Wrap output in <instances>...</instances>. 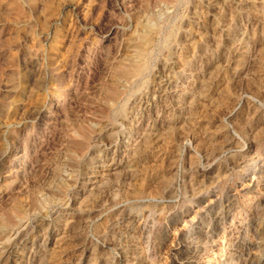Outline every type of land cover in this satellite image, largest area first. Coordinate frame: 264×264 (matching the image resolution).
<instances>
[{"label": "rangeland", "instance_id": "1", "mask_svg": "<svg viewBox=\"0 0 264 264\" xmlns=\"http://www.w3.org/2000/svg\"><path fill=\"white\" fill-rule=\"evenodd\" d=\"M263 157L264 0H0V264H253Z\"/></svg>", "mask_w": 264, "mask_h": 264}, {"label": "bare ground", "instance_id": "2", "mask_svg": "<svg viewBox=\"0 0 264 264\" xmlns=\"http://www.w3.org/2000/svg\"><path fill=\"white\" fill-rule=\"evenodd\" d=\"M147 34V37L145 39V46L142 48V51L140 52L142 54L146 53L151 42L150 38V30H146L145 36ZM144 36V35H143ZM137 44V43H136ZM154 44V43H153ZM138 47V46H137ZM142 47V46H141ZM160 47V46H159ZM139 49V47H138ZM145 50V51H144ZM139 51V50H138ZM154 51V50H153ZM156 52V51H155ZM145 56V55H144ZM148 56V55H147ZM138 59V57H137ZM246 60H243L238 65H234L233 69L230 70L229 73V79L230 81L235 80L234 78H240L245 72L248 70L247 65H245ZM248 64V63H247ZM146 65V64H145ZM145 70V68H144ZM199 70V69H198ZM187 71V70H186ZM141 73V72H140ZM137 76V75H136ZM183 80V79H182ZM186 83V82H185ZM29 86V85H28ZM40 87V86H39ZM36 89V88H35ZM40 106V105H39ZM42 109V108H41ZM32 110V109H31ZM38 111V110H36ZM57 113V112H56ZM36 114V113H35ZM6 115V114H5ZM38 116V115H37ZM36 120V119H35ZM133 126V125H132ZM137 129V128H136ZM78 135V134H77ZM142 140V139H140ZM262 141V140H261ZM132 147V146H131ZM257 159V158H256ZM260 159V158H259ZM262 162L264 163V157L262 158ZM249 170V169H248ZM102 173V172H101ZM101 175V174H100ZM103 175V174H102ZM245 183H249V186L245 188V193L243 196V203L245 204L248 214L252 215L253 217H257V221L259 222V225H261L260 228H258V231L254 238L256 241L260 240L256 246L253 247V251H256L253 261V264H262L261 260L258 257V252H263L262 248L264 246V187L260 188V185L264 184V167H260L257 170L256 174H253V176H247ZM245 186V185H244ZM263 217V218H262ZM249 218V217H248ZM250 219V218H249ZM141 220V219H140ZM77 221V220H76ZM257 224V223H256ZM258 226V225H257ZM243 229V228H242ZM257 229V227H256ZM201 236V235H200ZM199 236V237H200ZM232 236V235H231ZM189 237V236H188ZM228 238V237H227ZM254 239V240H255ZM253 245V244H252ZM198 247V246H197ZM9 250V249H8ZM55 250V249H54ZM242 250V249H241ZM195 252V251H194ZM226 252V251H225ZM248 253V252H247ZM246 254V253H245ZM200 255V254H199ZM261 255V254H260ZM196 256V255H195ZM201 256V255H200ZM264 256V255H263ZM197 257V256H196ZM195 257V258H196ZM242 257V256H241ZM243 258V257H242ZM244 262V261H243ZM242 263V262H241ZM245 264H248V261L245 262Z\"/></svg>", "mask_w": 264, "mask_h": 264}]
</instances>
